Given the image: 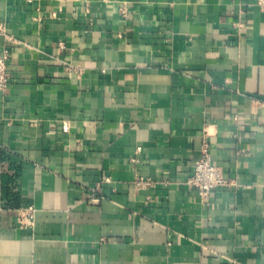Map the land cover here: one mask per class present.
<instances>
[{"label": "crops", "instance_id": "0c3cea01", "mask_svg": "<svg viewBox=\"0 0 264 264\" xmlns=\"http://www.w3.org/2000/svg\"><path fill=\"white\" fill-rule=\"evenodd\" d=\"M3 47L0 264H264L255 0H0Z\"/></svg>", "mask_w": 264, "mask_h": 264}, {"label": "built area", "instance_id": "2783aa9c", "mask_svg": "<svg viewBox=\"0 0 264 264\" xmlns=\"http://www.w3.org/2000/svg\"><path fill=\"white\" fill-rule=\"evenodd\" d=\"M255 3L264 9V0H255ZM10 71V53L8 48L3 47L0 52V92L4 91L9 85ZM144 183L141 179L136 181L138 186ZM187 183L195 187L201 196H206L213 188L227 183L221 177L217 166L212 163L205 142H203L200 153L193 163L192 173ZM33 213L34 207L31 205L23 210L20 209L18 212V222L21 225H27V223L32 221Z\"/></svg>", "mask_w": 264, "mask_h": 264}]
</instances>
